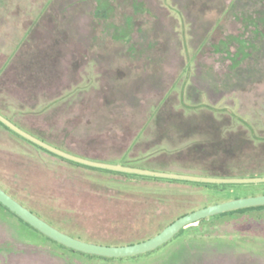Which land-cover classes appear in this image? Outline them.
<instances>
[{
	"label": "rangeland",
	"instance_id": "obj_1",
	"mask_svg": "<svg viewBox=\"0 0 264 264\" xmlns=\"http://www.w3.org/2000/svg\"><path fill=\"white\" fill-rule=\"evenodd\" d=\"M46 1L0 0V66L13 53ZM54 1L39 32L47 43L49 33L57 27L66 43L59 47L62 55L55 76L45 86H36L33 98L38 101L33 103L51 100L75 86L79 91L57 111L50 109L23 116L19 119L22 124L47 131L51 140L64 142L78 153L116 159L130 145L155 106L168 96L173 109L181 108L180 99L188 104H205L233 112L264 132V41L257 43L260 51L244 61L237 74L231 71L225 53L212 47L225 37L241 35L243 25L238 15L259 11L264 0H200L190 10L186 8L189 0H135L147 9V13L135 15L132 7L126 6L129 1L132 4V0H118L116 15L111 21L122 26L132 17L130 44L136 49L133 59L126 56L125 44L106 40L104 36V41L100 39L103 30L93 23V1ZM246 35L249 32L246 31ZM234 49V46L228 47L229 51ZM86 81L90 83L84 86ZM26 94L22 90L7 95L0 91V99L5 101L9 111L13 108L8 105L26 108L32 103L30 99L23 100ZM105 96L111 97L114 104L102 106ZM8 137L0 128V171L6 176L0 178L1 184L41 193L50 211L69 212L67 218L81 223L88 232L106 233L116 229L138 232L139 227H130L129 222L123 224L116 216L138 205L136 200L130 199L132 196L142 199L153 195L159 199L157 206L151 207L158 216L153 222L156 224L164 223L169 215L195 204L197 199L208 198L214 201L209 205H213L248 197L238 191L213 197L203 192L193 199L192 188L187 185L136 180V187H130L127 179L114 175L109 176L107 186H94L90 179L96 175L86 170L42 154L35 155L33 160L19 157L20 149ZM149 138L150 134H145L141 143H147ZM145 144H140L135 152H141ZM117 191L120 195L114 196ZM174 194L175 204L162 203ZM177 195H186V200H192L179 204ZM217 230L211 236L195 238L194 246L191 242H182L186 249L205 252L197 264H264V222L239 220L233 226L224 223ZM22 231L26 233L16 219H4L0 223V245L5 248L0 252V264L65 263L43 256L51 245L45 240L27 234L31 241L26 242L30 244L22 243L26 237L21 236ZM36 242L43 249L34 247L32 243ZM227 242L237 244L224 246ZM6 243L15 248L14 252L22 254L8 253ZM33 251L41 253L33 254ZM169 259L144 264H180L175 262V257L167 263ZM72 263L109 264L79 255H73Z\"/></svg>",
	"mask_w": 264,
	"mask_h": 264
},
{
	"label": "trees",
	"instance_id": "obj_2",
	"mask_svg": "<svg viewBox=\"0 0 264 264\" xmlns=\"http://www.w3.org/2000/svg\"><path fill=\"white\" fill-rule=\"evenodd\" d=\"M91 1L95 4L91 11L93 23L101 26L103 30L100 39L104 41V36L106 40L110 39L116 43L125 44L127 46L125 50L126 56L129 55L133 59L136 49L130 44V35L134 26L132 17L127 19V24L116 26L111 20L116 15L115 3L119 1ZM132 1V4L129 1L126 6L132 7L134 15L137 13H147V9L141 2ZM199 1L189 0L186 8L190 10ZM54 3V0H47L45 2L39 15L26 28L25 33L16 44L13 53L0 66V91H3V94L7 95L8 93H13L15 90L17 93V90H22L27 93L23 96V100L28 101L30 99L32 103L36 102L38 100L33 98L36 86L38 84L45 86L46 82H49L50 78L55 76L58 61L62 55L59 47L63 43H66V40L60 34L57 27H54V31L49 33L47 43H44L40 34L41 32H39L43 29L45 17L49 14L48 12L52 9ZM238 20L243 25V33L241 35L225 37L212 45L214 50L225 53L226 58L230 61L229 67L231 71H234L236 74L241 69V64L244 61L252 59V55L260 51L257 43L264 41V2H262L260 10L255 13H240ZM246 31L249 32V35H246ZM230 46L235 47L234 51L228 50ZM145 54V51H143L142 55L144 56ZM146 61H148V58ZM89 83V81H86L84 86L89 85ZM78 91L75 86V89L59 94L55 98L48 100L49 102L42 100L40 103H31L26 108L8 105V107L13 108L10 111L7 109L5 101L3 102L0 99V114L22 130L50 145L94 161H111L118 162L124 166L207 177L246 178L264 176V132L253 128L249 122L241 119L233 112L216 109L205 104H188L183 99H180L181 108L173 109L170 105V97L166 96L155 106L138 134L131 140L130 145L116 159H100L78 153L64 142L57 143L51 140L49 138L50 133L47 131L27 127L19 120L23 116L34 115L38 112L43 113L50 109L57 111V108L65 104L71 97H74ZM113 104L114 100L111 97L105 96L102 100V106L108 107ZM0 128L9 134L8 140L20 149L19 157L31 158L33 160L35 155L42 154L79 170H86L96 175L90 179L94 186H107L109 176L114 175L127 179L130 187H136V184H134L136 180L187 185L192 188L191 194L193 196L191 198L193 199L196 196H201L203 192L211 193L212 197L228 194L232 191L241 192L243 196L264 194V183L212 184L149 177L91 167L53 154L20 136L1 122ZM148 133L150 134V138L147 143L146 141L141 143L143 136ZM140 144H145V147L137 154L135 151ZM1 174L0 171V178L5 179L6 176ZM7 186L2 185L0 182V187L6 193L58 230L86 242L108 246L130 245L147 240L179 217L214 202L213 200H208V198L205 200H194L195 204L182 210L178 208L179 212L169 215L164 223L156 224L153 222H156L155 220L158 216L156 217V213L152 211L151 207L157 206L159 199L153 195L142 199L140 197H135L134 199L132 196L130 199L136 200L135 203L138 205L134 209L116 215L117 220L123 224L127 222L132 223L129 225L130 227L145 228L144 233L139 228H137L138 232H130L127 229L109 230L106 233L101 230L88 232V230L81 227V223H76V221L67 218L69 212L65 211L63 214H56L55 211H50V205H48L47 199L41 193H31L26 191L25 188L21 189L12 184H8ZM119 192L117 191L113 195H120ZM171 196L160 201L162 203L168 201L171 204H175V194ZM176 198L179 204L192 200H186V195H177ZM4 219L8 221L16 219L24 227L26 233L23 231L19 232L21 236L25 237L26 235L22 243L30 244L26 242L27 239L31 241L29 240L30 236H35L40 240L51 243L47 248V253H44L43 256L47 258L50 256L57 263L65 262L66 264H73V255H79L90 260L103 261L109 264H144V262L151 263V261L154 263L158 259L160 261L161 259H168V257L170 259L168 262L166 261L167 263H170L171 259L175 257V262L178 261L180 264H197L205 252L186 249L182 246L183 241L191 242V245L194 246L196 242L195 238L201 237V235L203 237L215 234L218 231L217 228L224 223L233 226L234 222L243 220L261 224L264 222V205L232 210L204 218L185 226L171 240L159 248L145 254L126 258H107L74 251L46 237L0 204V223ZM186 232L188 234L184 238L183 235ZM32 244L34 247L39 248V250L43 249L40 248L42 246H38L41 244L37 242ZM236 244L227 242L224 243V246H234ZM5 246L8 247V253L22 254L21 251H19L21 253L14 252L15 248L11 247L8 243ZM3 248L0 245V252ZM32 253L39 254L41 252L33 251Z\"/></svg>",
	"mask_w": 264,
	"mask_h": 264
},
{
	"label": "water",
	"instance_id": "obj_3",
	"mask_svg": "<svg viewBox=\"0 0 264 264\" xmlns=\"http://www.w3.org/2000/svg\"><path fill=\"white\" fill-rule=\"evenodd\" d=\"M0 122L3 123L5 126H7L9 129H11L12 131L19 134L20 136L24 137L25 139L46 149L47 151L53 154H56L64 159L91 167L123 172L128 174L149 176V177L167 178V179L212 183V184L264 183V176L246 177V178L207 177V176H199V175L179 174L173 172L154 171L149 169L124 166L120 164H110V163L94 161L91 159H87L81 156L68 153L62 149H59L55 146H52L38 139L37 137L31 135L30 133L19 128L17 125L13 124L11 121L6 119L1 114H0ZM0 204L6 207L13 214L18 216L20 219H22L24 222L29 224L31 227H33L34 229H36L46 237L50 238L51 240L67 248H70L74 251H78L84 254L95 255L100 257L126 258V257H133V256L145 254L159 248L160 246L164 245L169 240H171L185 226L200 221L204 218L232 210L264 205V194L236 198L229 201H225L197 209L193 212H190L188 214L179 217L174 222L163 228L159 233H157L156 235L152 236L147 240L130 245H121V246H108V245L95 244L74 238L58 230L57 228L51 226L49 223L38 217L28 208H26L17 200H15L11 195L6 193L1 187H0Z\"/></svg>",
	"mask_w": 264,
	"mask_h": 264
}]
</instances>
